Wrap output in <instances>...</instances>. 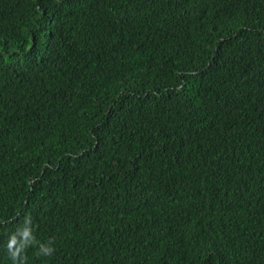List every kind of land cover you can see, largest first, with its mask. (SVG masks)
<instances>
[{
  "label": "trees",
  "instance_id": "obj_1",
  "mask_svg": "<svg viewBox=\"0 0 264 264\" xmlns=\"http://www.w3.org/2000/svg\"><path fill=\"white\" fill-rule=\"evenodd\" d=\"M26 217V264H264V0H0V264Z\"/></svg>",
  "mask_w": 264,
  "mask_h": 264
},
{
  "label": "clouds",
  "instance_id": "obj_2",
  "mask_svg": "<svg viewBox=\"0 0 264 264\" xmlns=\"http://www.w3.org/2000/svg\"><path fill=\"white\" fill-rule=\"evenodd\" d=\"M32 221L30 217H26L24 226L19 228L16 233L10 236L7 242L8 255L13 261V264H26V257L23 255L25 249L30 245L37 244L33 235ZM53 240H49L46 244L39 243L38 255L50 256L55 249L52 247Z\"/></svg>",
  "mask_w": 264,
  "mask_h": 264
}]
</instances>
